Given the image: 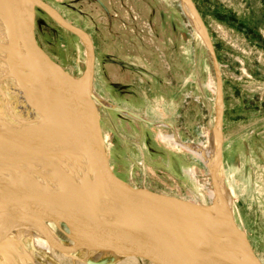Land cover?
<instances>
[{"label":"rangeland","instance_id":"rangeland-1","mask_svg":"<svg viewBox=\"0 0 264 264\" xmlns=\"http://www.w3.org/2000/svg\"><path fill=\"white\" fill-rule=\"evenodd\" d=\"M44 1L93 40L103 137L115 172L131 185L197 204L215 201L203 152L215 145L221 91V181L264 264V0H192L215 60L182 0ZM35 34L68 74H82V43L38 8ZM0 87L10 88L1 70Z\"/></svg>","mask_w":264,"mask_h":264},{"label":"water","instance_id":"water-1","mask_svg":"<svg viewBox=\"0 0 264 264\" xmlns=\"http://www.w3.org/2000/svg\"><path fill=\"white\" fill-rule=\"evenodd\" d=\"M9 1L0 0V58L30 88L40 120H0V264H263L221 181V91L214 129L218 154L210 166L215 201L197 204L135 187L115 172L103 137L89 33L44 0ZM187 2L214 57L207 28L192 0ZM37 8L82 43L78 78L38 43ZM39 241L49 250L39 249Z\"/></svg>","mask_w":264,"mask_h":264},{"label":"bare ground","instance_id":"bare-ground-1","mask_svg":"<svg viewBox=\"0 0 264 264\" xmlns=\"http://www.w3.org/2000/svg\"><path fill=\"white\" fill-rule=\"evenodd\" d=\"M6 4H10V1L5 0ZM183 1V5L186 6V8H189L188 2L187 0H182ZM190 14V19L195 23L197 22V17L193 16L192 13ZM195 17V18H194ZM0 70L3 74L4 79H7L8 82L10 83V92L7 88V91H4L1 87H0V91L3 94L4 97V103H1V107H0V120H4L7 122H12V121H18L22 122V124H34V123H39V109H38V103L35 99V97H33L31 95V91L30 88L28 87V85L20 78H18V76L15 74L14 71H11L10 69H8L7 66L1 64L0 66ZM9 94V95H8ZM10 94L14 95L15 99L14 101L17 104V113H14L12 111L11 106L13 104H11L9 97ZM211 143V142H210ZM181 145H184L181 143ZM183 147H187V148H191L187 145H184ZM217 147H218V143L217 141H215V145H213V147H211L208 150H204L203 152V159L206 161V163L211 166L213 161L216 159L217 157ZM215 196H216V188H215ZM37 245L39 247V249H43L45 251L49 250V247L47 246V244H44L43 241H39L37 242Z\"/></svg>","mask_w":264,"mask_h":264},{"label":"crops","instance_id":"crops-1","mask_svg":"<svg viewBox=\"0 0 264 264\" xmlns=\"http://www.w3.org/2000/svg\"><path fill=\"white\" fill-rule=\"evenodd\" d=\"M131 99H133V98H131ZM135 100V99H134ZM121 108H128V103H126V104H123L122 106H121ZM125 111H127V110H125ZM128 112V111H127Z\"/></svg>","mask_w":264,"mask_h":264}]
</instances>
